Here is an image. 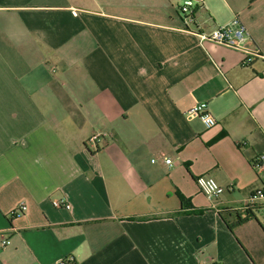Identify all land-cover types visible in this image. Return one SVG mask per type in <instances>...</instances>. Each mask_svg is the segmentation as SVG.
Returning a JSON list of instances; mask_svg holds the SVG:
<instances>
[{
  "label": "crops",
  "instance_id": "1",
  "mask_svg": "<svg viewBox=\"0 0 264 264\" xmlns=\"http://www.w3.org/2000/svg\"><path fill=\"white\" fill-rule=\"evenodd\" d=\"M186 1L0 0V264L264 263V210L228 226L264 207V0H193L240 49L183 31Z\"/></svg>",
  "mask_w": 264,
  "mask_h": 264
},
{
  "label": "built area",
  "instance_id": "2",
  "mask_svg": "<svg viewBox=\"0 0 264 264\" xmlns=\"http://www.w3.org/2000/svg\"><path fill=\"white\" fill-rule=\"evenodd\" d=\"M180 13L183 19L184 28L183 31L187 33H193L197 35L202 43L213 42L221 45H225L231 48L240 49L246 42V29L238 23L218 28L213 32L207 34L200 32L199 29H193L196 23V5L193 0H187L183 6L180 7ZM77 15V12H74ZM187 118L189 120H201L205 128L212 129L217 126L216 118L210 113L207 103H198L190 111L187 112ZM105 135L95 134L87 142V146L91 151L97 152L99 150V143L103 140ZM155 162V161H153ZM166 165H172L173 161L170 158H164ZM253 167L257 171H264V151L260 153L255 161ZM196 183L202 192L209 200L213 201L220 198L228 188L221 186L215 179L208 176H199ZM252 201L264 200V190H260L252 196ZM53 205L57 209H65L70 211L72 209L71 204L67 199H60L53 201ZM18 214H22L28 210L25 204H22ZM10 241L4 242L5 245H9ZM54 264H73L72 259L59 261Z\"/></svg>",
  "mask_w": 264,
  "mask_h": 264
},
{
  "label": "trees",
  "instance_id": "3",
  "mask_svg": "<svg viewBox=\"0 0 264 264\" xmlns=\"http://www.w3.org/2000/svg\"><path fill=\"white\" fill-rule=\"evenodd\" d=\"M182 203H183V206H187L188 205V202L187 200L182 197ZM261 210H264V207H261V208H256V207H253V208H250V209H247L245 211V217H242V215L239 216V220L235 223V224H229V229L230 230H234L237 226H242L243 224L251 221V220H256L257 221V217H256V214L255 212L256 211H261Z\"/></svg>",
  "mask_w": 264,
  "mask_h": 264
},
{
  "label": "rangeland",
  "instance_id": "4",
  "mask_svg": "<svg viewBox=\"0 0 264 264\" xmlns=\"http://www.w3.org/2000/svg\"><path fill=\"white\" fill-rule=\"evenodd\" d=\"M183 5H184V4H183ZM183 5H181V6H183ZM261 217H263V218H264V215H262ZM263 218H262V219H263ZM263 264H264V263H263Z\"/></svg>",
  "mask_w": 264,
  "mask_h": 264
}]
</instances>
